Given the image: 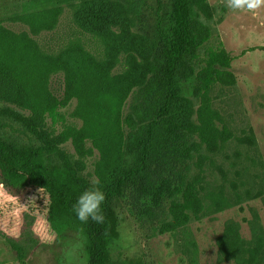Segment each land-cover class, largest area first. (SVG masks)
Listing matches in <instances>:
<instances>
[{"label": "rangeland", "instance_id": "rangeland-1", "mask_svg": "<svg viewBox=\"0 0 264 264\" xmlns=\"http://www.w3.org/2000/svg\"><path fill=\"white\" fill-rule=\"evenodd\" d=\"M0 20V109L31 117L108 194L106 264H264V8L252 15L189 0L187 31L213 35L197 52L221 41L232 67L199 93L198 59L185 44L181 98L153 128L168 97L177 0H0ZM5 131L40 143L20 123ZM201 167L204 189L182 205L190 222L162 232L176 195L160 196L158 185L174 188ZM0 184V264H88L85 236L51 226L43 189L11 185L1 171Z\"/></svg>", "mask_w": 264, "mask_h": 264}, {"label": "trees", "instance_id": "trees-1", "mask_svg": "<svg viewBox=\"0 0 264 264\" xmlns=\"http://www.w3.org/2000/svg\"><path fill=\"white\" fill-rule=\"evenodd\" d=\"M199 1L205 2L206 0ZM188 4L189 0H177V31L167 52L168 97L165 105L159 110L151 123L152 128L157 124L159 118L171 111L172 103L181 98V88L175 81V73L182 54L186 50L185 44H188L191 48L188 49L190 50L191 59H198L197 70H194L196 77L193 82V89L199 93H209L218 83L223 81L224 76L229 73L232 67V60L221 41L218 42L217 46L207 47L204 52H197L200 48L207 46L213 35L208 33L205 36L198 37L187 31ZM99 11L100 16L97 20L103 19L105 23L107 19H110L102 13L105 9L101 8ZM88 20L90 22L89 32L99 34L95 19L91 20L89 17ZM2 32L3 26L0 20V38ZM2 66L3 60L0 56V75ZM150 67L155 69L154 64H151ZM59 105H62V103L56 102L51 107L50 113L52 115L58 114ZM26 107H31L33 111L37 109L36 104L30 102L29 105L26 104ZM12 122L20 123L40 143L27 147L19 140L10 139L5 130L8 126H12ZM150 136L149 133L147 141ZM185 148L188 151L192 150L187 145H185ZM0 171L5 180L11 185L34 186L43 189L50 197L48 221L52 224L51 226L57 231L66 226L85 236L88 264H106L105 253L108 249L107 232L105 230L106 219L103 224H97L91 220L82 223L73 211V205L82 192L94 186L78 173L66 152L59 148L48 133L39 130L31 117L21 115L10 108L0 109ZM200 171L201 173H198L193 179L179 182L174 188L166 187V182L158 185L157 190L160 196L165 194L176 195L175 198L172 196L171 201L174 220L163 223L162 232L177 230L190 222L192 217L186 209L199 199L200 191L204 189L205 177L202 173V167ZM105 195L106 200L101 207L105 218H107L108 194ZM186 204H188L186 209H182V205ZM14 246L19 252V258L23 259V250L16 244Z\"/></svg>", "mask_w": 264, "mask_h": 264}, {"label": "clouds", "instance_id": "clouds-1", "mask_svg": "<svg viewBox=\"0 0 264 264\" xmlns=\"http://www.w3.org/2000/svg\"><path fill=\"white\" fill-rule=\"evenodd\" d=\"M224 6L233 12H248L257 15L264 8V0H223ZM98 183L93 181V184ZM4 190V185L0 184V192ZM106 200V195L98 187L85 190L78 197L73 205V211L77 219L82 223L91 220L97 224L105 222V215L102 211V204Z\"/></svg>", "mask_w": 264, "mask_h": 264}]
</instances>
